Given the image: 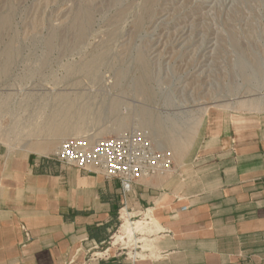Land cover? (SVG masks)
Here are the masks:
<instances>
[{"label": "rangeland", "instance_id": "obj_1", "mask_svg": "<svg viewBox=\"0 0 264 264\" xmlns=\"http://www.w3.org/2000/svg\"><path fill=\"white\" fill-rule=\"evenodd\" d=\"M6 19L10 148L147 130L179 174L211 114L264 108V0H0ZM151 235L146 214L124 211L107 247L148 250Z\"/></svg>", "mask_w": 264, "mask_h": 264}, {"label": "crops", "instance_id": "obj_2", "mask_svg": "<svg viewBox=\"0 0 264 264\" xmlns=\"http://www.w3.org/2000/svg\"><path fill=\"white\" fill-rule=\"evenodd\" d=\"M50 142L0 143V264H264V108L211 114L182 173L128 195ZM124 211L153 222L150 249L107 247Z\"/></svg>", "mask_w": 264, "mask_h": 264}, {"label": "built area", "instance_id": "obj_3", "mask_svg": "<svg viewBox=\"0 0 264 264\" xmlns=\"http://www.w3.org/2000/svg\"><path fill=\"white\" fill-rule=\"evenodd\" d=\"M55 159L68 167L119 180L124 195L141 180L167 174L174 166L173 152L159 148L147 130L95 141L70 138L61 143Z\"/></svg>", "mask_w": 264, "mask_h": 264}, {"label": "bare ground", "instance_id": "obj_4", "mask_svg": "<svg viewBox=\"0 0 264 264\" xmlns=\"http://www.w3.org/2000/svg\"><path fill=\"white\" fill-rule=\"evenodd\" d=\"M7 22H8L7 19L4 20L3 22H1L0 28H2V27L4 28V26L7 24ZM145 224H148V223H143V224H138V225H133V226H134L135 230H137V231H143L144 228H145V226H144Z\"/></svg>", "mask_w": 264, "mask_h": 264}]
</instances>
